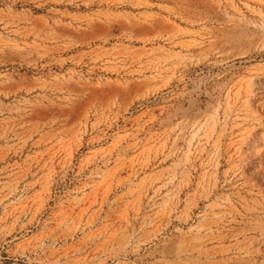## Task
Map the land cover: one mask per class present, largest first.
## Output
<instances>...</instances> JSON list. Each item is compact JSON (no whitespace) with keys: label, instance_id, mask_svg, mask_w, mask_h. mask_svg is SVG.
I'll use <instances>...</instances> for the list:
<instances>
[{"label":"rangeland","instance_id":"obj_1","mask_svg":"<svg viewBox=\"0 0 264 264\" xmlns=\"http://www.w3.org/2000/svg\"><path fill=\"white\" fill-rule=\"evenodd\" d=\"M0 264H264V0H0Z\"/></svg>","mask_w":264,"mask_h":264},{"label":"bare ground","instance_id":"obj_2","mask_svg":"<svg viewBox=\"0 0 264 264\" xmlns=\"http://www.w3.org/2000/svg\"><path fill=\"white\" fill-rule=\"evenodd\" d=\"M66 50L68 49V48H66V47H64Z\"/></svg>","mask_w":264,"mask_h":264}]
</instances>
